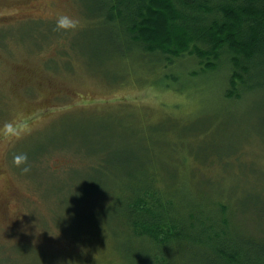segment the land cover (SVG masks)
<instances>
[{
	"label": "rangeland",
	"instance_id": "1",
	"mask_svg": "<svg viewBox=\"0 0 264 264\" xmlns=\"http://www.w3.org/2000/svg\"><path fill=\"white\" fill-rule=\"evenodd\" d=\"M102 3L0 0V264L134 260L121 191L151 169L198 218L227 205L214 245L258 250L264 89L226 98L223 65L193 76L187 55L163 69L93 20Z\"/></svg>",
	"mask_w": 264,
	"mask_h": 264
},
{
	"label": "trees",
	"instance_id": "2",
	"mask_svg": "<svg viewBox=\"0 0 264 264\" xmlns=\"http://www.w3.org/2000/svg\"><path fill=\"white\" fill-rule=\"evenodd\" d=\"M100 8L95 22L112 35L119 31L163 69L187 55L197 65L193 76L223 65L226 98L264 89V0H103ZM163 79L169 85L178 76L168 71ZM130 177L133 187L121 191V219L140 250L126 264H264L263 239L258 250L213 244L227 205L198 218L193 200L160 188L153 169ZM145 195L153 199L148 211L141 206Z\"/></svg>",
	"mask_w": 264,
	"mask_h": 264
},
{
	"label": "clouds",
	"instance_id": "3",
	"mask_svg": "<svg viewBox=\"0 0 264 264\" xmlns=\"http://www.w3.org/2000/svg\"><path fill=\"white\" fill-rule=\"evenodd\" d=\"M56 23L61 28H72V27H75V25L77 24V21L73 17H71L69 14L62 13L57 17ZM15 159L17 163H19L22 160H26L27 156L25 154L23 156H17L15 157Z\"/></svg>",
	"mask_w": 264,
	"mask_h": 264
}]
</instances>
